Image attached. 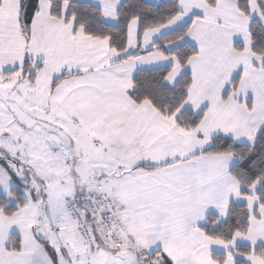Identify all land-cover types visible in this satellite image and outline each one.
I'll return each instance as SVG.
<instances>
[{
	"label": "snow or ice",
	"instance_id": "1",
	"mask_svg": "<svg viewBox=\"0 0 264 264\" xmlns=\"http://www.w3.org/2000/svg\"><path fill=\"white\" fill-rule=\"evenodd\" d=\"M0 264H264V0H0Z\"/></svg>",
	"mask_w": 264,
	"mask_h": 264
}]
</instances>
